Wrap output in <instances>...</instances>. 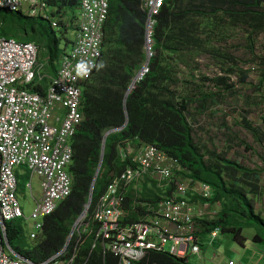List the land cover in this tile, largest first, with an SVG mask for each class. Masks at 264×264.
<instances>
[{
	"label": "trees",
	"instance_id": "16d2710c",
	"mask_svg": "<svg viewBox=\"0 0 264 264\" xmlns=\"http://www.w3.org/2000/svg\"><path fill=\"white\" fill-rule=\"evenodd\" d=\"M43 1L50 7V13L59 19L63 32L72 25L76 29L74 23L80 0ZM108 1L101 56L83 87L80 108L83 119L71 139L73 156L68 167L71 193L44 218L43 230L33 240L28 239L24 218L8 222L9 245L17 255L36 264L60 252L76 220L86 209L91 191L89 211L113 173L125 167V163L116 161L117 143L136 137L178 158L183 168L182 176L212 186V202H220L219 212L214 218L200 223V233L218 227L232 232L241 242L245 239L244 227L253 226L256 228L253 239L264 242V218L256 211L254 203L255 197L264 193V161L262 166H249L227 157L228 150L233 147L231 144L218 151L214 143L209 147L199 142L194 138L190 121H196V115L208 110L216 114L217 110L213 108L222 104L225 96L238 94L239 87L249 82L252 68L244 66L250 60L241 65V60L225 51L221 44L217 45L215 39L221 43L230 36V30L241 28L252 45L255 37L264 34V0H164L158 13L152 16L153 46L149 70L127 96L133 78L147 59L149 12L145 0ZM37 17L28 16L21 10L0 8V36L12 37L15 29L23 28L24 33L17 40L36 43L39 62L53 74L60 49L50 20L48 27L43 21L38 23ZM27 26L29 30H26ZM68 42L72 43L66 39V44ZM203 54L213 60L216 69L213 74L199 73L197 57ZM251 61L259 64L260 79L255 88L264 98V54H255ZM181 65L189 67L190 72L181 76L184 72ZM261 101L262 98L254 103ZM127 119L121 130L104 137L109 130L121 128ZM242 121V126L254 140L263 143L262 128L246 116ZM104 142L102 165L95 179ZM154 195L153 189L144 187L141 199ZM131 196L129 193V198ZM124 209L125 221L137 219L132 204H125ZM94 229L95 226L78 242L74 264H116L111 253L107 252L104 257L101 244L92 248ZM74 240L75 236L72 237ZM138 264L192 263L168 252L151 250Z\"/></svg>",
	"mask_w": 264,
	"mask_h": 264
},
{
	"label": "built area",
	"instance_id": "2783aa9c",
	"mask_svg": "<svg viewBox=\"0 0 264 264\" xmlns=\"http://www.w3.org/2000/svg\"><path fill=\"white\" fill-rule=\"evenodd\" d=\"M163 2L145 0L150 16L147 56L152 55V16ZM0 8L42 16L53 28L62 27L43 0H0ZM108 12V0H80L74 40L59 54L53 74L40 71L44 63L38 60L36 43L0 36V264H36L17 255L7 240L8 222L25 218L17 198L18 176L28 171L40 178L41 196L29 217L34 221V229L27 230L30 240L71 193V139L83 119L82 90L101 56ZM148 64L137 72L136 82L148 72ZM117 160L125 167L113 173L92 210L89 205L80 214L70 234L74 242L68 240L41 264H74L77 244L93 226L92 248L101 244L104 257L111 253L116 264H138L151 250L201 259L200 223L214 218L220 208L219 201L212 202V186L182 176L178 158L137 137L117 143ZM144 187L155 191L153 198L141 199ZM25 189L33 190L31 180ZM125 204L133 205L136 220H124ZM218 230L210 231L213 237Z\"/></svg>",
	"mask_w": 264,
	"mask_h": 264
},
{
	"label": "rangeland",
	"instance_id": "374dc122",
	"mask_svg": "<svg viewBox=\"0 0 264 264\" xmlns=\"http://www.w3.org/2000/svg\"><path fill=\"white\" fill-rule=\"evenodd\" d=\"M37 21L38 23L43 21V23L49 27L48 18L38 16ZM76 21L74 26L76 25ZM26 30H29V26L26 27ZM52 31L58 42V47L60 49L59 53L63 52L64 47L67 49L71 47L70 42L66 44V39L70 41L74 40L75 29L73 25L69 26L67 32H63L61 28L58 27L53 28ZM23 33V28L15 29L11 33V36L12 38L19 39ZM229 33L230 36L222 39L221 43L218 39H215V43L217 45L221 44L225 51L239 58L241 60V65H243L245 61L250 60V63H245L244 66L247 68L250 66V68H252L249 82L243 85L244 87H239L241 89L238 94L225 96V101L213 108L217 110L216 114H212L211 111L208 110L202 115H196V121L190 120L194 129V138L199 142L205 143L209 147H213L215 144L218 151H222L228 144H231L233 147L228 150L227 157L238 159L243 164L249 166H262L264 161V142L260 144L254 140L252 134L242 126V118L246 116L247 119L255 125L260 126L264 131V98L257 94L258 91L255 88V85H257L260 79V67L258 62L251 61L255 58V54H264V34L255 37L253 44L250 45L247 41L246 32L241 28L230 30ZM197 59L200 63L198 69L199 73L203 71L213 74L215 72L216 69L214 68L213 60L208 54L200 55ZM181 67L184 69L181 76L190 72L189 67L185 65H181ZM40 71H47L45 65L40 68ZM261 98L263 101L258 104L254 103V100L259 101ZM241 140H244V143L241 144ZM18 178L19 189L17 198L25 216L26 229L31 230L34 229V221L29 217L36 200L41 196L40 178L35 174L30 175L28 171H26L24 175H19ZM30 180L32 181L33 190H24V184ZM255 208L257 211L261 209L260 212L264 216V204H255ZM255 232L256 228L253 226L244 227L243 235L245 239L240 242L235 239L232 232L222 231L219 228L217 238H215L216 236L213 237L210 232L199 233V243H202L201 246L204 248L207 246L206 248L208 251L206 255L208 258H211V254L214 252L218 254V257L215 259V264H228L230 260L235 264H254L256 258L260 254L263 253L264 256V251L262 250L264 249V242H257L253 239ZM71 239L69 235L67 242L68 240L71 241ZM209 240L212 241V243L208 242ZM169 246L170 242L167 243L168 248ZM256 248H259L260 251L258 255L254 252ZM188 260L192 264H212L204 258L199 259L196 256H190Z\"/></svg>",
	"mask_w": 264,
	"mask_h": 264
},
{
	"label": "crops",
	"instance_id": "0c3cea01",
	"mask_svg": "<svg viewBox=\"0 0 264 264\" xmlns=\"http://www.w3.org/2000/svg\"><path fill=\"white\" fill-rule=\"evenodd\" d=\"M262 184H264V172H263V181H262ZM254 203L255 204H264V193L262 194V195H257L256 197H255V199H254ZM257 211V210H256ZM261 211V209L260 210H258L257 212H260ZM261 213V212H260ZM261 215H262V217L264 218V216H263V214L261 213ZM218 236V235H217ZM217 236L215 237V238H217ZM199 238V237H198ZM244 241V240H243ZM208 242H211L212 243V241H208ZM242 242V241H241ZM257 242H259V241H257ZM210 243V244H211ZM200 244H202V243H200ZM207 246H205V248L204 247H202L201 246V249H202V251H201V258L203 259H205L206 261H208V262H210V263H212V264H215L216 262H215V259L218 257V254L217 253H212L211 254V258H208L207 257V255H206V253H207V248H206ZM263 251H264V249H262ZM254 252H256V255H258V253L260 252L259 251V248H256V251H254ZM197 257V256H196ZM232 261V260H231ZM235 264V263H234ZM254 264H264V256H263V253L262 254H260L257 258H256V260H255V263Z\"/></svg>",
	"mask_w": 264,
	"mask_h": 264
},
{
	"label": "water",
	"instance_id": "95a60500",
	"mask_svg": "<svg viewBox=\"0 0 264 264\" xmlns=\"http://www.w3.org/2000/svg\"><path fill=\"white\" fill-rule=\"evenodd\" d=\"M150 17V16H149ZM150 19V18H149ZM149 60H150V53H148V56H147V59H146V62L145 64H148L149 63ZM136 84V76L133 78L132 80V83L126 93V96L128 95V93L131 91V89L135 86ZM128 119L126 120L125 124L121 127V128H118V129H114V130H109L104 137H106L109 133H111L112 131H118V130H121L127 123ZM105 141V139H104ZM104 147H105V142L103 143V150H102V155H101V160H100V163H99V166H98V169H97V172H96V175H95V179L97 178L98 176V173H99V170L101 168V165H102V160H103V153H104ZM91 198H92V191H91V194H90V197H89V200H88V203L86 205V208L90 205V202H91ZM86 210V209H85ZM73 230V228H72Z\"/></svg>",
	"mask_w": 264,
	"mask_h": 264
}]
</instances>
